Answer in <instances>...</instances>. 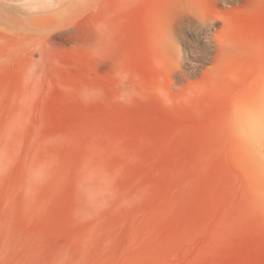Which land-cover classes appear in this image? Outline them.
<instances>
[{"label": "rangeland", "instance_id": "obj_1", "mask_svg": "<svg viewBox=\"0 0 264 264\" xmlns=\"http://www.w3.org/2000/svg\"><path fill=\"white\" fill-rule=\"evenodd\" d=\"M55 1L0 0V264H264V0Z\"/></svg>", "mask_w": 264, "mask_h": 264}, {"label": "bare ground", "instance_id": "obj_2", "mask_svg": "<svg viewBox=\"0 0 264 264\" xmlns=\"http://www.w3.org/2000/svg\"><path fill=\"white\" fill-rule=\"evenodd\" d=\"M250 91L252 94L249 101H235L232 114L233 127L238 134L247 138L254 153L262 157L264 152V72Z\"/></svg>", "mask_w": 264, "mask_h": 264}]
</instances>
